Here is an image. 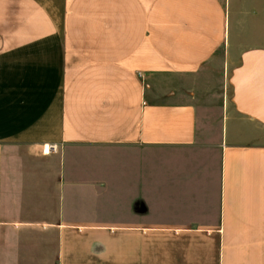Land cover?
<instances>
[{
  "label": "crops",
  "instance_id": "1",
  "mask_svg": "<svg viewBox=\"0 0 264 264\" xmlns=\"http://www.w3.org/2000/svg\"><path fill=\"white\" fill-rule=\"evenodd\" d=\"M0 264H264V0H0Z\"/></svg>",
  "mask_w": 264,
  "mask_h": 264
},
{
  "label": "built area",
  "instance_id": "2",
  "mask_svg": "<svg viewBox=\"0 0 264 264\" xmlns=\"http://www.w3.org/2000/svg\"><path fill=\"white\" fill-rule=\"evenodd\" d=\"M58 150V146L57 145H50L49 147H48V152H50V151H57Z\"/></svg>",
  "mask_w": 264,
  "mask_h": 264
}]
</instances>
